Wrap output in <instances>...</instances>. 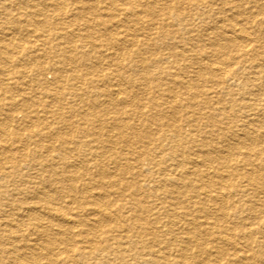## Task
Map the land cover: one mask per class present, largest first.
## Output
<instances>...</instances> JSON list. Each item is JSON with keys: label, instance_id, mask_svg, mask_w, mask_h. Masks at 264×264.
I'll return each mask as SVG.
<instances>
[{"label": "bare ground", "instance_id": "6f19581e", "mask_svg": "<svg viewBox=\"0 0 264 264\" xmlns=\"http://www.w3.org/2000/svg\"><path fill=\"white\" fill-rule=\"evenodd\" d=\"M29 1L30 0H24V2H29ZM43 1H52V0H43ZM256 1L257 0H248L249 3H256ZM103 3L106 6H104L105 8L101 9L98 5L99 4L103 5ZM230 3H227V0H103L102 3L100 2V0L88 1L86 9L84 8L85 10H90L91 13L92 12L98 13V11L106 12L104 13L106 15L103 16L97 15V19L95 17V19L99 21V23H101L102 25H105L108 23V21H110L109 19H107V17L112 19V21L113 19H116V23H114L115 24L114 27L116 28L122 27V24L120 22H123L122 20L124 19L125 21L127 20L128 23L132 24V26L126 28V30L120 33L119 35H118V31L114 33L115 37L111 42L112 47H114L117 51V53L115 51V53L117 54L115 55L118 57L120 56L122 60L124 61L127 60L129 62L126 68L123 66V64H121V62L116 61V63L113 64V67L116 68V69L114 68L116 73L122 72L121 73L122 74L121 77L123 76L122 81L125 82L126 86L129 88V91L125 89L123 91L122 89L110 90L109 89L110 87L108 88V86L107 87L103 86L102 89L100 88L98 89V86L96 84L97 82L102 84L105 83L107 84V80L111 79V77L113 76V74L111 73H110L111 75L108 76L106 75L102 76L99 75L98 73V63L100 62L101 57L95 55V49H97L99 46L98 47L95 46V43L92 41V38L88 34H84L83 37L84 40L81 41V45L75 44L72 41V39H70V35L68 34V32L65 31V29L63 28L64 24H68L69 22H75L77 19H81V18L83 19L82 16L83 14L81 15V13L78 12L75 16H73V19L70 20L69 22H65L62 18L57 20L59 21L58 23L54 19L52 20V22L51 21L48 22L50 18L48 19L47 17H44V19L42 20H38V19L36 20L35 18V21L37 22L33 20L34 23L39 24V27L40 26L47 27V25L49 27V25L51 26L53 25V29L59 31V33L62 32L61 33L62 37L60 38L64 42L63 43L58 42V43L63 44L64 47L60 48L58 47L59 46L58 45L55 46L56 47L55 48L53 46L55 48L54 49L55 53H59L61 55V57L59 56V58H61L60 59L61 61L55 63L51 62L52 64L47 65L49 66L48 71L49 72L51 71L53 73L54 76L53 83L49 82L48 84V82L46 83V81L39 82V80L37 81L35 80L36 81L35 83L38 85V89L43 92L42 93L43 96L41 97L42 100H40V103L35 102V100H33L34 98L26 97L27 99L22 98L21 103H19V105L17 103H16L17 105L15 103H12L13 104L11 105L12 108L13 107L17 108L18 106H20L19 108L21 110L30 111V113H32L33 115H38L39 114L38 107L42 105L43 108L42 112L44 114H51L53 117H56V120L60 121V123H63L64 126L69 123V121L65 119H68L70 115H74L85 121V123H83L82 125L83 127H85L86 131H90L91 128H93L91 129L93 131L94 129L97 128L95 127L96 124H102V128L105 127L106 125L109 129H111L114 132V136L112 140L110 138L111 140L110 142L106 140V138L104 142L101 140L100 142L97 137L98 134L96 133L90 134L94 137V139L91 140L92 142L95 141L100 142V145L107 147L108 144L111 145V148L109 150H106L108 149L107 147L106 149H101V150H103V153L107 151L111 152L112 157L110 156L105 157L106 158L105 161H107L105 163H102L103 160L101 158L95 159L96 163L92 161L94 163L93 165L95 166L94 167L95 170L91 173L88 170H86L87 171L85 172L86 174L84 172L81 173L79 171L80 168L76 166L74 163L65 161L66 160L65 156L60 155L61 157L60 156L56 157L52 155L53 151H55L54 150L55 146L53 144L51 143L42 144V142L51 141L50 139L53 138L54 136L53 133H55V132L53 133L50 132V130L46 132L45 130H47L49 126H46L45 124L42 125L43 128L38 124L35 123L31 124L30 126H28L29 133H25L22 136H20V138L25 137V139L27 138L29 140V141L27 140L28 141L27 143L31 147L30 150L28 148H23V149L20 148L21 153L17 152L18 151L17 150L16 151L17 153H15V156H13L11 155L12 153H10L11 151L6 152L5 149L0 148V169L3 170L4 167L7 168V166L10 165L9 167L12 168V170H14V172L19 175L21 174L22 163L24 164L28 163L32 171H34V168L41 169V172H39L36 177L38 181L34 184V186L32 185L33 186L32 191H28L29 189L28 190L24 189L25 187H20V189L17 192L15 193L12 192L16 196L15 199H19V203L14 205V209H13L18 213L17 214L15 213L13 217H10L8 216L7 212L4 211L0 212V230L2 231L0 234L1 237L0 254L5 255L6 259L9 260L10 263L12 262L14 264H40L39 262L41 259H45L46 257H52L56 253L55 251L57 249V248L54 249V245L57 244V241L55 240V237L51 236L53 235V230L55 231L54 228H56L57 230H60L59 228H66L70 232L77 230L79 228H83V231H80L79 234L73 235L72 237L82 236L81 237L82 242L84 244H89L87 237L91 233L97 234L99 233L98 231H100L99 230L100 228L98 226H95V224H98L100 223V221H103L105 219L106 220L112 219L116 215L114 210L109 209L111 207L114 208L113 207L114 205L111 202V200L108 198L109 196L107 197L105 194V189L107 188L108 190L111 191V193L113 192L114 194L120 197L125 196L127 197V199L129 198L131 201H133L134 205L138 206V210L147 211L148 208L146 206H143L142 204L145 202V199L140 197V191L142 193L143 190H147V189H142L143 186L140 183L142 174L140 173L141 171L139 170L141 169L142 164L145 162L148 167H153V168L157 167L158 164L155 163L154 157L152 154H150L151 152L149 149L138 150V147L135 148L138 151L133 153H136L138 156L132 159V158H127L128 154L125 155L126 153L125 152L123 153V151H126V149L123 150L120 148L119 150L122 153H116L115 150L118 149L114 148V146L124 144L126 147H128V145L130 144L133 145V143L135 142L136 144H138V142H141L142 139L150 140L152 138H155L156 137L155 135L157 134L155 131L157 128L154 130L152 125L155 127H163L168 131H173L174 134H177L179 127L177 126V124L173 125L170 123V120L173 117H179V119L181 120L185 119L184 120L185 125L190 128L189 134L187 135L189 137H193L192 136L193 133H197V130L195 128L196 120L194 119V115L191 116L188 114V112H186L184 115L180 114V110L178 111L177 109V104H179L184 108L182 110L185 109L188 110L194 108L200 109L201 115H199L197 120L205 119L207 121V127L210 126L212 129V131L210 132L213 131L215 133L223 132L221 134L223 138L224 131H226L228 132V135L229 133L233 134L236 141H235V145L233 146L234 148H232L230 145L231 143L227 145V142L225 144V141H223L222 139L221 142L217 141V139H212V137L209 136L211 135V133H209L208 135H206L207 138L205 137L206 138L205 143L209 144L208 146H211L210 149H212L213 152H215L214 153L215 155L208 152L210 149H207L208 151L206 150L207 151L206 156L209 157L211 154L213 155L208 159H204V157L203 159H200L199 157L190 159L184 156L186 160L184 162L185 166H183L182 168L183 170L182 169L180 170L179 169L180 167L177 165V166H173L172 168H170V171H168L169 173L168 176H171L172 179L175 181L173 184H171L172 187L176 188V190L179 191L180 197L184 198L186 202L190 203L195 213L202 215L201 218L194 219L192 222L183 223V231L185 232L186 235H188L190 241H192L193 249L195 250V252H192L189 246L178 247L177 253L180 261L176 262V264H186V263L189 264L190 262L189 260L193 258V256L196 258L199 257L198 258L199 263L201 264L221 263L223 259L221 257V255H223L222 253L223 247L227 248L226 254L224 253L226 256H228L226 259V264H264V242H263L264 234L262 231H260V229L258 230V228L255 227V225H253L255 224V222L253 224H250V222L247 223V219L244 218L241 219L237 217L235 219L239 220L240 225L239 226L235 225L237 226V228L232 229L227 226L217 225L213 221H209L210 217H207V213L213 211L215 212L218 205L216 206L214 204V199L210 197L209 193L207 194L208 197L206 200L212 203L213 204L212 206L210 207L206 206L208 204L204 206V203L199 204L196 201H194L193 199L196 196V194H198L199 191L201 190L202 185L200 184L193 185L190 180L191 177L194 178L197 181V183H201L202 179L205 178L210 181L212 180L211 182H215V180H220L225 183L227 179L237 177L241 181L240 183L243 187L242 189H245L243 190L244 194H246L245 192L247 191L246 187H244V184L250 188V185H255V184H257L258 186L261 185V181H262L261 178L257 175L258 172L257 173L253 172L254 170L252 171L249 168V166H251L252 161H255L259 163L260 169H264V147H263L264 146V93H263L264 16L263 17L261 16L262 14H264V12L262 13L263 7L259 8L258 11H252L250 8L245 10H240L241 8H239L238 6L232 7ZM55 4L58 7H62L57 3ZM227 6H230L228 11H230V13L232 12L231 17L229 18H227L228 17L227 13H226L227 17L221 16V14H224L225 11L223 7H227ZM0 9L2 11L0 14V23H1V19H2L1 15L3 17H6L5 12L8 13V11L3 6ZM214 9H217L218 13L221 16V18L217 22L209 20V19L212 20ZM63 13L66 14L65 11ZM31 14L32 15L35 14L34 16H36L38 14V11L34 10L32 11V13L30 12L25 16L28 18L31 16ZM121 16L123 17L122 20H120ZM18 23L16 24L15 21L16 29H18L19 31L21 29V26ZM86 23H89V21L86 20ZM249 23L256 24V28L254 30L256 33L255 32L251 33L252 28L248 27ZM32 26L34 27V25ZM2 27H4V25ZM108 28L110 27L108 26ZM85 29H86V25L84 30ZM6 31H8V29ZM44 34L46 33L44 32ZM151 40L154 41L153 43H155V46L157 45L156 48L155 46H153L154 44L150 42ZM14 41L16 42V40L13 37H9L7 39V34H4L3 37H0V89L2 85L7 86L8 84L7 81H9L4 79L3 77H5L6 74L8 73V70L4 65L7 64L13 58V56H10L11 55L10 52L12 51V49L17 47L23 48L22 45L24 44V42L21 41L18 45H16L15 43L14 46ZM30 45L31 44H29V46ZM112 49L113 48H111V50ZM118 57H116V59ZM112 58H114V56ZM35 59L36 58L28 57L26 58V61L34 65L35 64L39 65L38 64L39 62ZM17 62L19 61L17 60L16 63ZM147 63H151L152 65L158 66L160 68H162L163 65L168 64L167 67L170 72L166 74L165 76L166 78L164 79L162 75H164L165 72L163 71L154 75H148L146 73L147 72L146 68H144L145 64ZM30 66L31 68H34L32 67V65ZM65 66H69L68 68L70 69L69 71L70 74L66 76H64V74H67L68 69H66ZM76 66H81L83 68L81 69L84 74L82 75H80L81 73L78 74L79 72ZM22 67L24 68V66ZM102 67L104 66L101 65V68ZM125 70L131 71L132 73L134 72L135 74L124 75ZM23 75L24 74H22V76ZM114 75L117 76L115 73ZM42 79L43 78H41V80ZM80 79H86L89 84L88 88L91 89V91L88 92L89 99H91L90 103L88 104L87 102L89 101L84 103L82 100V98H84L85 96V94H83L82 92V89L84 87L80 88L82 84L81 85L76 84L77 82H79ZM114 80L116 79L114 78ZM162 80L165 83H160L162 82ZM154 82H156V84H153ZM23 84L26 85V82ZM111 85L112 83L110 84V86ZM151 85H153V87L158 89V96L157 97L150 96L149 98L146 99L147 100L146 104H141L139 96L141 94L147 95L146 92H149V87ZM64 87L71 88L72 101L67 104L65 103V105L62 106L61 104L63 102L62 99L63 94L58 89L60 88L61 90ZM250 87H252L253 89H251ZM172 90H178V91H172ZM5 93L7 94V91L4 92V94ZM222 96H226L227 101H224ZM10 99L11 98H9V100ZM79 100H81L82 102H80ZM119 105L122 106V108L124 109L125 112L123 114L126 113L127 121L126 119L122 120L118 116V113L114 111V108L116 106L119 107ZM135 122L136 123L139 122V124L141 125L139 126L140 128L136 126ZM39 127L41 129H39ZM67 129L68 131H71V129L70 130L69 128ZM8 130H10V128ZM8 130L5 131L0 130L1 146H3L2 144L8 143L6 141L7 139H9V137L10 138L15 137L18 140H20L16 134L8 133L9 132ZM128 130H130L132 134L131 136L126 138L127 135L124 134L125 133L124 131H128ZM157 130L159 131V129ZM64 134L65 133L63 134L56 133V137L61 145L68 144ZM100 137L101 134L99 138ZM87 142L90 141L87 140ZM80 143H82V141ZM186 146L188 147V145ZM10 147H12L11 144ZM204 149L206 148L204 147ZM242 149H244L245 152H239ZM74 150H72V148L69 147H65L64 149H62L61 147L59 151H61L62 154H69L74 152ZM57 152H55V154H57ZM225 152L229 154L225 155ZM90 156L93 155L90 153ZM77 159L78 158H76L75 160ZM120 159L126 161V166L123 168H121V166L119 165ZM222 160H226V161L229 160L232 161L233 163L228 167H226L227 169H222L223 166H219V167L217 166L216 168L213 166L214 163H217V165H221ZM55 161L56 163H54ZM60 162L64 163V165ZM88 165H90V163ZM111 169L113 171H111ZM198 169H200V171H198ZM197 171L200 173H198ZM161 173L164 175L165 172L163 173L162 171ZM31 174L32 173L29 172L28 176L31 177ZM174 175H176L177 178H174ZM86 177L89 180L88 183L85 182ZM106 177H111V178L114 177L116 179L113 182H111L110 180H108L107 182H100L95 179V178H106ZM160 177H161L160 180H162L163 176ZM31 178L34 179L35 176H32ZM31 178L28 180H33ZM64 182H67L66 184H68L66 187L69 186L67 189H63V187L62 188L60 187ZM20 183L21 185L26 186V184L31 182L27 181L26 183L25 181L21 180ZM76 183H78L79 185L76 186ZM175 184L177 186H174ZM211 184L215 186V183H211ZM17 185H18L17 188H19V184ZM224 188H226L227 190L229 189L225 185L223 189ZM232 189H234V187ZM63 190H67V192H65V197L69 198L68 202H66L67 205L74 206L75 204L74 206L75 210L84 209L86 211L85 214L87 215V218L79 219L72 212V210L65 211V209L62 206H58L54 204L53 200L55 201V199L58 200L60 198L52 199L50 198V194H60L62 193ZM94 190L96 191L98 190L100 191V193L90 195V192ZM262 191L264 190L262 189ZM127 192H129V194ZM232 192L233 191H231V193ZM258 192L261 193V189ZM78 195H84L85 197H83V199L81 198L82 200L78 201L76 197ZM231 195H235V192L234 194ZM120 197L118 198L119 201H120ZM180 197L178 199H180ZM258 197L260 196L258 195ZM261 200L262 198L260 199V201ZM235 201L237 202V199H235ZM154 203L155 202H153L152 204ZM251 203L252 202L239 203L238 206L235 208L236 209L235 213L238 214L239 212L241 216L243 215L242 212L245 211L251 212L253 211V209L257 210L258 203L257 204H251ZM247 204L250 205L248 206ZM8 205L9 204H7V206ZM172 205L171 206L167 205V206L172 207ZM175 208L176 207L172 208V211H174ZM260 208L262 207L260 206ZM4 209H8V208H4ZM124 211L126 213V210ZM77 212L79 213V211ZM220 213H222V211H220ZM228 216L230 217V215ZM176 218L177 217H175V219ZM54 219L55 220L57 219L60 222L54 224L51 221ZM175 225L176 224L173 221L168 223V226L171 229H173ZM133 230L134 231L131 232L129 229H119L118 227H116L115 230L106 231L107 234L106 236H110L109 235L110 233H116V236L120 237L121 239L123 238L142 239L146 236L145 230L143 231H138L135 229ZM24 231H29L30 232L29 235L34 236V238H32L33 242L31 243L25 242L26 235L22 233ZM203 235H206L208 237L206 244H201L200 239L198 238V237L202 238ZM251 236H255L257 238L254 241L255 242L254 245H251L252 243L251 244L248 243ZM232 239L233 240L238 239L240 241H243L242 242L243 249L239 250L236 247L237 245H234ZM204 240L206 241V239ZM121 245H122L121 242L120 243L118 242L117 244L115 243V246L118 251L121 248ZM79 246L81 245L79 244ZM219 246H223L221 250ZM135 248L136 250L133 253V255H126V257L137 258L138 255L141 254V252H143L146 249V248L140 249L138 246ZM84 249H85L84 247L80 248V254L85 251ZM60 252L61 251L57 250L56 255L61 256ZM149 252L151 253L152 256L151 258L157 257L156 258L157 261L156 259H154L155 262H159L161 259H163L166 262V260L168 259V257L165 256V254H162L160 253V251L157 250L155 251V249L154 251L152 250ZM228 252L231 253L228 254ZM118 254H119V259L122 261L124 259V256L122 255L123 252L119 251ZM83 257L85 258V256H82L81 258ZM231 257L233 259H229Z\"/></svg>", "mask_w": 264, "mask_h": 264}, {"label": "rangeland", "instance_id": "374dc122", "mask_svg": "<svg viewBox=\"0 0 264 264\" xmlns=\"http://www.w3.org/2000/svg\"><path fill=\"white\" fill-rule=\"evenodd\" d=\"M0 1H1L0 2V8L3 6L8 11V13L5 12L6 17H3L1 15V18H2L1 19V23L2 24L0 23V37H3L4 34H7V39L9 37H13L16 40V42L14 41V46H15V43H16V45H18L21 41L24 42V44L22 45L23 48L17 47V48L12 49V51L10 52L11 53L10 56H13V58L7 64L4 65V66H6V69L8 70V73L6 74L5 77H3L4 79L9 80V81H7V83H8L7 86L6 85L5 86L2 85V87L0 89V96H1L0 97V122H1L0 123V130L1 131H5V130H8L10 128V130H8L9 131L8 133L16 134L19 137L20 140H18L15 137L14 138H10L9 137V139H7V141H6L8 143L2 144L3 146H1V144H0V146H1L0 148L5 149L6 152L7 151H11L10 153H12L11 155H13V156H15V153H17V152L21 153L20 150L23 149V148H28L30 150L31 147L27 143L29 140L27 138L25 139V137L20 138V136H22L25 133H29L28 132V130H29L28 126H30L31 124L35 123V124L40 125L41 127H42L43 124H45L46 126H49V128L47 130H45L46 132H48V130H50V132H52V133L55 132V133H53L54 136L52 138L54 140L50 139L51 141L42 142V144L51 143V144H53L55 146L54 147L55 151H53L52 155H54L56 157L57 156L59 157L60 155L65 156V158H66L65 161H69L70 163H74L76 166H78L80 168L79 171L81 173L82 172H84V173L87 172L86 170H88L90 173L93 172L95 170V168H94L95 166L93 165L94 164L93 162H95V159L101 158L103 160L102 163H105V162H107V161H105V159H106L105 157H108V156L112 157L111 156L112 155L111 152L107 151V152L103 153V150H101V149H106L107 146L100 145V142L101 141L104 142L105 138L109 142L112 140V138L114 136V132L111 129H109L106 125H105V127H103L104 128L103 129L102 128V124H96L95 125V127H97L96 129H94L92 131L91 129H93V128H91L90 129L91 132L90 131H86L85 127H83V125H82L83 123H85V121H83L82 119H80L79 117H76L74 115H70V117L68 119H65V120L69 121V123L67 125H65L66 126L65 127L63 125V123H60V121L56 120V117H53L51 114H44L42 112L43 111L42 105H40L38 107V113H39L38 115H33L32 113H30V111L21 110L19 108L20 106H18L17 108H14V107L12 108L11 105H13L12 103H15V104L17 103L19 105V103H21L22 98L27 99L26 97L34 98L33 100H35V102L40 103V100H42L41 97L43 96L42 95L43 92L38 89V85L35 82L37 80H39V82H41V81L45 82L46 81V83L48 82V84H49V82L53 83L54 76H53V73L51 71L50 72L48 71L49 70V66H47V65H50L52 63L61 61L60 60L61 58H59V56L61 57V55L59 53H55L54 49L56 48L55 46H58V45H59L58 47H60V48L64 47L63 44H60V43L64 42L60 38V37H62V34H61L62 32L59 33V31H56L55 29H53V25L52 26L49 25L50 28L47 25V27L49 29L46 26L45 27L40 26L41 27L40 28L39 24L34 23L35 18H36V20L37 19L38 20H42V19H44V17H47L48 19L50 18L48 22H50V21L52 22L53 19L57 21L58 19L62 18L65 22H69L70 20L73 19V16H75L78 12H80L81 15L83 14L82 15L83 19L81 18V19H77L75 22H69L70 23V24L68 23L69 25L68 24H64L63 28L65 29V31L68 32V34L70 35V39H72V41L75 44L81 45V41L84 40L83 39L84 34H88L92 38V41L95 43V46H97V47L99 46L100 47V48L96 47L97 49H95V55L98 56V57H101V59H102V60L100 59V62L98 63V73H99V75H102V76L103 75L108 76V75H111V74H113V76L111 77L112 80L111 79L107 80V84L106 83L102 84V83L97 82L96 84L98 86V89L99 88L102 89L103 86H106V87L108 86V88L110 87L109 88L110 90L122 89V91L124 89L129 91V88L126 86L125 82L122 81L123 80L122 79L123 76L121 77V75H122L121 73L122 72L121 73L118 72L119 74L116 73V71H115L116 68L113 67V64H115L116 61L117 62H121V64H123V66L126 68L128 66L129 62L127 60L126 61L122 60V58L120 56L119 57L116 56L117 55L116 54L117 51H116V49L114 47H112V43L111 42H112L113 38L115 37L114 33H116L118 31V35H119L120 33L124 32L126 30V28H128L129 26H132V24L128 23L127 20L125 21V19L122 20L123 17L121 16L120 20H122L124 22V23L120 22L122 24V27H118V28L114 27V25H115L114 23H116V19H113V21H112V19H110L108 17H107V19H109L110 21H108L107 24L102 25L101 23H99V21L96 20L97 19V15L98 16H103V15H106V14H104L106 12L98 11V13L97 12L96 13L95 12L91 13L90 10H85L86 7H87L88 1H92V0H88V1L87 0H52V1L30 0L29 2H24V0H0ZM82 2H83V4H82ZM100 2L102 3L103 0H100ZM55 3L61 5L62 7H58ZM227 3H230V5H232V7L233 6H238L239 8H241L240 10H245V9H249L250 8L252 11H258L259 8L263 7L262 13L264 12L263 11L264 10V0H257L256 3H249L248 0H227ZM6 4H8V5H6ZM40 5H41V7H40ZM45 6H46V8H45ZM98 6L101 9H103V8H105L104 6H106V5L103 3V5L99 4ZM29 7H31V8H29ZM28 8H29V10H28ZM35 8H37V9H35ZM223 8H224L225 11H224V14H221V16L222 17H227V15H228L227 18L231 17L232 12L230 13V11H228L230 6L223 7ZM16 10H18V11H16ZM20 10H22V11L25 10V11L22 12ZM31 10L32 11L37 10L38 11V14H37L38 17H37V15L34 16L35 14L34 15L31 14V16L27 18L25 15L29 14L30 12L32 13ZM64 11L66 12V14L63 13ZM1 12L2 11L0 9V14H1ZM226 13H227V15H226ZM221 16L218 13L217 9H214V14H213L212 20L211 19H209V20L217 22L221 18ZM261 16L263 17L264 14H262ZM95 17H96V19H95ZM30 19H32V20H30ZM19 20H21V21H19ZM86 20L89 21V23H86ZM15 21H16V24L19 22L18 24L21 26V29L19 31H18V29H16ZM35 22H37V21H35ZM58 22L59 21H57V23ZM93 22H95V23H93ZM253 24H255V23H252V24L249 23L248 24V27L252 28V31L249 29L251 31V33L255 32L254 30L256 28V24L255 25H253ZM3 25H4V27H2ZM10 25H12L13 27L10 26ZM32 25H34V27ZM85 25H86V29L84 30ZM81 26H82V29H81ZM108 26L110 28H108ZM6 28L8 29V31H6L7 30ZM74 28H76V29H74ZM107 28H108V30H107ZM80 29H81V31H80ZM86 30H87V33H86ZM21 31H23L24 33L21 32ZM27 31H28V34H27ZM43 31L46 34H44ZM71 31L72 32L74 31V32L72 33ZM12 32H13V34H12ZM111 33H113V34H111ZM107 34H109V35H107ZM53 35H55V36H53ZM252 36H253V34H252ZM45 37H47V38H45ZM107 37H109V38H107ZM34 38H35V40H34ZM54 40H56V41H54ZM46 41H47V43H46ZM58 42H60V43H58ZM150 42L153 43L154 41L151 40ZM29 44H31V45L29 46ZM34 44H35V47H34ZM153 44H154L153 46H155V43H153ZM37 46L38 47L40 46V47L38 48ZM105 46H107V47H105ZM156 47H157V45L155 46V48ZM111 48H113V49L111 50ZM25 51H26V53H25ZM97 51H99V52H97ZM115 51H116V53H115ZM112 54H114V55H112ZM40 55H41V57H40ZM42 56H44V57H42ZM113 56H114V58H112ZM28 57L36 58L35 60H37L39 62L38 63L39 65H37V64L34 65V64L30 63V62H27L26 58H28ZM38 57H39V59H38ZM116 57H118V58L116 59ZM51 58H53V59H51ZM46 59H47V61H46ZM17 60L19 62L16 63ZM22 61H23V64H22ZM44 63H46V64H44ZM100 64L102 66H104L105 68L104 67L101 68ZM30 65H32V67H34V68H31ZM99 65H100V67H99ZM167 65L168 64H165V65H163L164 68L163 67L160 68L158 66L152 65L151 63H147V64H145L144 68H146V70H147L146 73L148 75H154V74H157V73H159L161 71L165 72L164 75H162L163 79H164V78H166L165 77L166 74L168 72H170L168 70ZM16 66H17V68H16ZM22 66H24V68ZM68 67L69 66H65V68L68 69V71H67V74H64V76L70 74V72H69L70 69ZM76 67H77V70L79 72L78 74H80V73H81L80 75L84 74L83 71H82L83 68L81 66H76ZM35 68H37V69H35ZM105 71H107V72H105ZM22 72H25V73H22ZM124 72H125L124 75H129V74L133 75V74H135L134 72L132 73L131 71H128V70H125ZM114 73L116 75L117 74L118 75L115 76ZM22 74H24V75L22 76ZM79 77H81V76H79ZM41 78H43V79L41 80ZM114 78L116 80H114ZM19 79L20 80L23 79V80L20 81ZM25 82H26V85L23 84ZM28 82H29V84H28ZM79 82H77L76 84H80V85L82 84L80 88L84 87L82 89V92H83V94H85V96H84V98H82V100H83L84 103L89 101V102H87V104H88V103H90V100H91V99H89V95H88V92L91 91V89L88 88V85H89L88 81L86 79H80ZM111 83H112V85L110 86ZM160 83H165V82L162 80V82H160ZM18 84H19V86H18ZM121 84H122V86H121ZM153 84H156V82H154ZM80 85H78V86H80ZM250 88L253 89L252 87H250ZM234 89H236V88H234ZM58 90L63 94L62 95L63 102L61 104L62 106H64L65 103L67 104V103L72 101L71 100V97H72V92L71 91L72 90H71L70 87H64L61 90L59 88ZM6 91H7V94L6 93L4 94V92H6ZM152 91H153V93H152ZM172 91H178V90H172ZM146 93H147V95L146 94H144V95L141 94L139 96L141 104H146L147 103L146 99L149 98L150 96L151 97H157L158 96V89L153 87V85H151L149 87V92H146ZM263 93H264V87H263ZM12 94H14V95H12ZM65 95H67V96H65ZM68 95H69V97H68ZM11 96H13V97H11ZM222 97H223L224 101H227L226 100V96H222ZM7 98H8V100H7ZM9 98H11V99L9 100ZM79 101L82 102L81 100H79ZM1 104H3V105H1ZM181 107H182L181 105L177 104V109H178V111L180 110V114L184 115L186 112H188L189 115H191V116L194 115V119L196 120L195 128L197 130V133H193V135H192L193 137H189L187 135V134H189L190 128L185 125V123H184L185 119L181 120V119H179V117H173V118L171 117L172 119L170 118L171 119L170 123L173 124V125L177 124V126L179 127V130H178L177 134H174L173 131H168L167 129H165L163 127H155V126L152 125L154 130L156 128L159 129V131L156 129L155 132L157 134L155 135L156 136L155 138H152L153 140L152 139H150V140L142 139L141 142H138V144H136V142L133 143V145L135 147L132 144L128 145V147H126L124 144H120L118 146H114V148L118 149V150H115L116 153H122L119 150L120 148L123 149V150L126 149V151H123V153L125 152L126 153L125 155L128 154L127 158H132V159H134L136 156H138L136 153H133V152H136V151H138L140 149L141 150L149 149L150 152H151L150 154H152L153 157H154L155 163L158 164L157 167L153 168V167H148L146 165V162H145V163L142 164L141 169L139 170V171H141L140 173L142 174V177L140 179V181H141L140 183L143 186L142 189H147V190H143L142 193L140 191V197L145 199V202L142 203V204H143V206H146L148 208V210L147 211L138 210V206L134 205L133 201H131L129 198L127 199V197H125V196L124 197H120V196L114 194L113 192L111 193V191L108 190V188L106 187L107 189H105V194H106L107 197L109 196L108 198L111 200V202L114 205L113 206L114 208H112V207L109 208V209L114 210V212L116 214L114 216V218L109 219V220L105 219L103 221H100V223L95 224V226H98L100 228L99 229L100 231H98L99 233H97V234L91 233L87 237L89 244H84L82 242V238H81L82 236H74V237H72L73 235L79 234L80 231H83V228H79V229L71 231V232L68 231L66 228H59L60 230H57L56 228H54L56 232L53 230V235H51V234L50 235L52 237H55V240L57 241V244L54 245V249L57 248L56 251H55L56 253H57V250L61 251L60 252L61 256L56 255V253H55L52 257H46L45 259H41L40 262H39L40 264H48V263L49 264H65V263L66 264H137V263L138 264H176V262L180 261L179 257H178V253H177L178 247H181V246H187L188 247L189 246L190 250L192 252H195V250L193 249L192 241H190V238L188 237V235H186L185 232L183 231V223L184 222H192L194 219L201 218L202 215L195 213V211L192 209L190 203L186 202L184 198L180 197L179 191H177L176 188L172 187L171 184H173L175 181L172 179L171 176H168V174H169L168 171H170V168H172L173 166H177V165L180 167L179 169L181 170L183 168V166H185L184 162H185L186 159L184 158V156L188 157L190 159L191 158H195V157H199L200 159H203V157H204V159H208L209 157L215 155L214 154L215 152H213V150L210 149L211 146H208L209 144L205 143V140L207 138L206 135H208L209 133H211V135H209V136L212 137V139H217V141H219V142H221V139H222L223 141H225V144L227 142V145H229V143H231L230 145H231L232 148H234L233 146L235 145V141L236 140H235V137L233 136V134L229 133V135H228V132H226V131H224V134H223V138H225V139H223L222 135H221L223 132L222 133H215L214 131L210 132V131H212V129L209 126V124H208L209 127H207V121L205 119L197 120L199 115H201V112H200L201 110L200 109L194 108V109L182 110L184 108L183 107L181 108ZM189 110H190V112H189ZM114 111H116L118 113V116L122 120L126 119V113L123 114L125 111L122 108V106H120V105H119V107L116 106L114 108ZM48 116L49 117L51 116V117L49 118ZM2 117H4V118H2ZM21 118H23V119H21ZM3 119H5V120H3ZM126 121H127V119H126ZM72 122H73V124H72ZM74 125H76V126H74ZM136 126L139 127L141 125L138 122V123H136ZM5 127H7V128H5ZM67 128H69V130L71 129V131H68ZM206 128H208V129H206ZM39 129H41V128L39 127ZM56 130H58V131H56ZM79 131H81V132H79ZM162 131H164V132H162ZM124 132H125L124 134L127 135L126 138H128L132 134V132L130 130L124 131ZM56 133H62V134L65 133L64 135H65V138L67 139L68 144L67 145H65V144L61 145L60 142L58 141L57 137H56ZM93 133H96L99 136L101 134L102 138L101 137L99 138V136L97 135L99 141L101 140L100 142H96V141L92 142L91 141V140L94 139V137L92 135H90V134H93ZM163 135H164V137H163ZM165 137H167V138H165ZM110 138H111V140H110ZM87 140L90 141L91 143L87 142ZM81 141H82V143H80ZM155 142H156V144H155ZM140 143H143V144H140ZM10 144H11L12 147H10ZM8 145H9L10 148L8 147ZM109 145L110 144H108V147H107L108 149H106V150H109L111 148V145L110 146ZM164 145L166 146V148H165ZM186 145H188V147ZM85 146H88L90 149L88 147H85ZM61 147H62V149H64L65 147H69V148H72V150H74V148H75V150H74V152L69 153V154H62L61 151H59ZM137 147H138V150L135 149ZM204 147L206 149H204ZM130 149H131V151H130ZM207 149H210V150L208 151ZM206 150L208 152L212 153L213 155L211 154L209 157L206 156L207 155V153H206L207 151ZM55 152H57V154H55ZM239 152H245V150L242 149ZM90 153L93 156H90ZM228 154L229 153L225 152V155H228ZM96 156H99V157H96ZM100 156H102V157H100ZM76 158H78V159L75 160ZM89 158H91V159H89ZM84 159H86V160H84ZM85 162H86V164H85ZM119 162H120L119 165L121 166V168L126 166V161L125 160H121L120 159ZM54 163H56V161ZM60 163H62V162H60ZM89 163H90V165H88ZM232 163L233 162L229 161V160L228 161L222 160L221 165H217V163H214L213 166L215 168L217 166L218 167L219 166H223L222 169H227L226 167H228ZM62 164L64 165V163H62ZM9 166H7V168L4 167L3 170L0 169V212L1 211L7 212L8 216L13 217V215H15V213L16 214L18 213L17 211L13 210L14 209V205L19 203V199H15L16 196L13 193L17 192L20 189V187H25L24 189H26V190L29 189L28 191H32V187L38 181L36 179V177H37L38 173L41 172V169L40 168H34V171H32L28 163H26V164L22 163L21 174L19 175V174H16L14 172V170H12V168H10ZM109 166H111V165H109ZM81 167H83V168H81ZM249 168L252 171L254 170L253 172H256V173L258 172L257 175L261 178L262 181H261V185H259V186L257 184L250 185L251 189L244 184V187H246V189H247V191L245 192L246 194H244L243 190H245V189H242L243 187H242V185L240 183L241 181L237 177L236 178L227 179L225 183L220 181V180H215V182H211L212 180L210 181V180L205 179V178L202 179L201 183H197V181L194 178L190 177V180H191L193 185L194 184L195 185H199V184L202 185L201 190L199 191L198 194H196V196L194 197L193 200L196 201L199 204L200 203H204V206L206 204H208L206 206L210 207L213 204L206 200L207 197H208L207 194L209 193L210 197L214 199V204L216 206L218 205L217 206L218 210L216 209L215 212L213 211V212H208L207 213V217L211 218V219L209 218V221H213L217 225H223V226H227V227H230V228L233 229V228H237V226L240 225L239 220H237L235 218H237V217H239L241 219L244 218V219H247V223L250 222V224H253L255 222V224H253V225H255V227H257L258 230L260 229V231H262L263 234H264V231H263L264 230V197H263L264 196V191H262V189L264 190V182H263L264 181V174H263L264 169H260L259 163L255 162V161L251 162V166H249ZM111 171H113V170L111 169ZM162 171H163V173L165 172L164 175L161 173ZM198 171H200V169H198ZM260 171H263V172H260ZM29 172L32 173L31 177L35 176L34 179L28 176ZM198 173H200V172H198ZM170 175H171V172H170ZM176 175H174V178H177ZM160 176H163L162 178L164 180L163 179L160 180V178H161ZM262 177H263V179H262ZM30 178L33 179V180H28ZM95 179L97 181H100V182H107L108 180L113 182V181H115L116 178H114V177H112V178L111 177H106V178H95ZM21 180L25 181L26 183H27V181H29L31 183H28V184H26V186H23L20 183ZM88 181L89 180L86 177V181L85 182L88 183ZM32 182H34V183H32ZM11 183H13V184H11ZM66 183L67 182H64L60 187L61 188L63 187V189H67L69 186L66 187L68 185ZM211 183H215V186H213V184H211ZM15 184H16V186H15ZM17 184H19V188H17L18 187ZM222 184H223V187L225 185L229 189L227 190L226 188H224L225 189L224 190L223 187H222ZM77 185H79V184L76 183V186ZM229 185H231V186H229ZM174 186H177V185L175 184ZM233 187H234V189H232ZM260 189H261V193L258 192ZM148 190H149V192H148ZM231 191H233V192L231 193ZM65 192H67V190H63L62 193H60V194H50V198H52V199L60 198L58 200L55 199V201L53 200L54 204H56L58 206H62L65 209V211L72 210V212L79 219L87 218V215L85 214L86 211L84 209L83 210L80 209L81 211L77 210V209L75 210V208H74L75 204H74V206L73 205H69V206L67 205L66 202H68L69 198L65 197ZM234 192H235V195H231V194H234ZM256 192H257V194H256ZM96 193L98 194V193H100V191L94 190V191L90 192V195L91 194L94 195ZM127 193L129 194V192H127ZM201 193H203V194H201ZM204 194H205V196H204ZM241 195H242V197H241ZM258 195L260 197H258ZM76 197H77V200L80 201L85 196L84 195H78ZM119 197H120V201L118 199ZM154 197H156V198H154ZM179 197H180V199H178ZM261 198H262V200L260 201ZM235 199H237V202L235 201ZM1 200H2V202H1ZM150 201L152 203L153 202H155V203L152 204ZM232 201H233V203H232ZM218 202H219V204H218ZM238 202L239 203L252 202L251 204H257L258 203V209L257 210L253 209V211H251V212H247V211L242 212L243 215L240 216L239 212H238V214L235 213L236 212L235 208L239 204ZM7 204H9V205L7 206ZM259 204H260V206L262 208H260ZM10 205H13V206H10ZM167 205H169V206L172 205V207H169ZM219 205H221V206H219ZM247 205L249 206L250 204H247ZM174 207H176V208H175L174 211H172V208H174ZM4 208H8V209H4ZM115 209H118V210H115ZM221 209H223L225 211H223ZM124 210H126V213H125ZM77 211H79V213ZM220 211H222V213H220ZM190 212H192V213H190ZM117 214H120V215H117ZM186 214H187V216H186ZM228 215H230V217ZM175 217H177V218L175 219ZM131 218H132V220H131ZM51 221L54 224L60 222L57 219L56 220L54 219V220H51ZM171 221H173L176 224L173 229L169 228V226H168V223L171 222ZM120 223H121V225H120ZM234 223H236V224H234ZM235 225H237V226H235ZM260 226H261V228H260ZM116 227H118L119 229H129L131 232L134 231L133 229L138 230V231L145 230L146 236L144 238H142V239H133V238L132 239H126V238L121 239L120 237L116 236V233H110L109 234L110 236H106L107 235L106 231L115 230ZM1 232L2 231L0 230V234H1ZM22 233H24V235H26L25 236V239H26L25 242L26 243L33 242L32 238H34V236H30L29 235L30 234L29 231H24ZM148 235H149V237H148ZM160 237H163V238H160ZM198 238L200 239V243L201 244H206L207 243L208 237L206 235H203L202 238L201 237H198ZM113 239H114V242H113ZM204 239H206V241ZM256 239L257 238L255 236H251L249 241H248V243H250V244L252 243L251 245H254V243H255L254 241ZM0 240H1V237H0ZM118 242L122 243L121 248L119 249V251L123 252L122 255L124 256V259L122 261L119 259V254H118L119 251L117 250V248L115 246V243L117 244ZM136 242H138V243H136ZM242 242L243 241H240L238 239L233 240L234 245H237L236 247L239 250L243 249L242 248ZM263 242H264V240H263ZM79 244L81 246H79ZM239 245H241V246H239ZM137 246L140 249H142V248H146V249L143 252H141V254H139L137 258L136 257H126V255H133V253L136 250L135 247H137ZM81 247H84L85 251L80 254V248ZM219 247H220V250H221V248L223 246H219ZM154 249H155V251L157 250V251H160V253L165 254V256H167L169 260L167 259L168 261L166 260V262H165L163 259H161L159 261L161 263L155 262L154 259H156L157 257L151 258L152 256H151V253L149 252V251H152V250L154 251ZM226 249H227L226 247H223V249H222L223 255H221V257L223 259H222L221 263H217V264H226V259L228 257V256L225 255L226 252H227ZM230 253L231 252H228V254H230ZM161 255H159V256H161ZM82 256H85V258L84 257L81 258ZM198 258L193 256V258H191L189 260L190 261L189 264H201V263H199V259ZM229 259H233V258L231 257ZM42 260L44 261V263H43ZM56 260H58V261H56ZM156 261H157V259H156ZM0 264H14V263H12V262L10 263V261L6 259L5 255H1L0 254Z\"/></svg>", "mask_w": 264, "mask_h": 264}]
</instances>
